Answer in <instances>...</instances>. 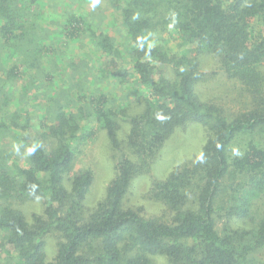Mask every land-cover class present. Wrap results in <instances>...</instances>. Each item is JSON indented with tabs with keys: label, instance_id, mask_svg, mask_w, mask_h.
<instances>
[{
	"label": "trees",
	"instance_id": "trees-1",
	"mask_svg": "<svg viewBox=\"0 0 264 264\" xmlns=\"http://www.w3.org/2000/svg\"><path fill=\"white\" fill-rule=\"evenodd\" d=\"M21 1L0 0V44L8 47L5 55L18 52L26 69L38 68L41 57L54 48L45 41L31 45L20 23L26 17ZM111 7L127 32L123 45L81 12L70 14L63 33L70 40H90L117 82L135 77L141 108L127 115L124 108L113 109L100 92L90 95L87 106H59L51 123L38 131L30 130L29 119L21 125L31 133L19 141L25 163L15 170L0 163V247L16 254V261L0 264H152V254L170 264H264L249 257L264 248V217L250 228L225 223L221 232L215 217H248L250 199L264 188V0H112ZM169 27L177 32L182 53L159 42L157 33ZM187 46H193L190 52ZM202 53L216 56L225 76L242 85L249 96L246 108L227 115L220 104L200 97L196 85L204 78ZM18 75L22 71L13 61L6 77ZM4 104H9L6 97ZM18 116L14 112L11 120ZM89 118L107 134L110 149L124 150L112 156L114 172L104 196L85 208L94 171L76 170L75 163L95 134L82 122ZM124 121L129 130L120 140ZM191 123L204 126L206 142L185 164L151 181L147 198L160 203L163 212L145 216L125 202L133 180L150 171L178 127ZM243 134L247 142L232 154L231 145ZM227 174L245 176L250 188L239 196L233 189L232 204L217 206ZM26 201L40 202L41 212H26ZM52 231L59 232V239L49 259L46 245Z\"/></svg>",
	"mask_w": 264,
	"mask_h": 264
},
{
	"label": "rangeland",
	"instance_id": "rangeland-1",
	"mask_svg": "<svg viewBox=\"0 0 264 264\" xmlns=\"http://www.w3.org/2000/svg\"><path fill=\"white\" fill-rule=\"evenodd\" d=\"M111 2L112 0L21 1L20 8L27 18L21 19L20 23L25 25L31 45L37 46L45 41L48 47L54 49H48L47 55L41 57V65L38 68L26 69V63L24 59L21 60L18 52L13 51L12 55H5L4 48L8 47L0 44V163H6L13 170L15 165H23L26 154L23 144H20L22 135H30V130L38 131L42 125L50 124L52 112L59 106L65 107L66 110L78 109L81 104L88 105L90 95L94 97L95 94L103 92L109 99V105L117 111L124 108L127 115H133L140 110L141 107L136 101L138 93L135 90V77L128 78L125 83L117 82L108 76L110 71L106 69L99 50L94 48L90 40H70L63 33L70 14L80 16L81 12L86 19L93 21L95 27H100L113 37L115 42L123 45L127 41V32L114 15ZM258 29L261 31L263 26H258ZM162 33H157L162 37L159 42H166L168 48L182 53L183 46L177 32H172L169 27ZM191 47L193 46H187L186 50L190 52ZM13 61L19 65L21 77H6ZM128 61L126 55L122 65L127 66ZM200 70L204 73V78L197 83L196 88L201 98L220 104L227 115L247 107L249 96L240 83L226 77L218 68L216 56L202 53ZM5 97L8 98L9 104H4ZM14 112L19 113L17 121L11 120ZM27 119L30 120L31 128L23 130L21 125ZM86 120L82 121L84 127L92 128L95 134L84 143L75 169L91 167L94 171L95 179L85 200V208H92L104 196L106 182L113 175V154L120 155L124 149H110L107 134L102 133L98 124L91 118ZM14 122L18 125H13ZM128 130L127 122H121L118 138L124 140ZM246 137L247 134H243L233 142L230 148L232 154L244 147ZM206 139L207 133L201 123L178 127L159 150L150 171L133 180L125 202L140 208L145 216L161 215L162 205L147 198L146 193L151 181L154 178H165L172 169L199 154ZM246 181L245 176L233 177L227 174L215 205L224 207L232 204L233 189L237 190L236 194L239 196L250 188L249 182ZM238 184L243 185L238 188ZM250 201L251 214L248 217L228 219L215 215L216 229L221 232L225 223L232 228H250L258 219L264 217V188L252 196ZM22 205L28 213L39 212L42 207L41 203L36 201H26ZM216 213H223V210ZM57 232L52 231L47 237L46 251L49 259L56 254V242L59 239ZM2 236L3 233H0V241ZM15 255L7 248L0 247V263H6L10 259L16 261ZM150 256L152 264H170L164 256ZM249 257L255 262L263 261L264 248L255 249Z\"/></svg>",
	"mask_w": 264,
	"mask_h": 264
}]
</instances>
